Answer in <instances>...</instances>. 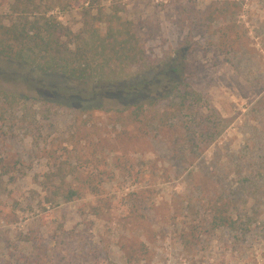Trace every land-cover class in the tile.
I'll return each instance as SVG.
<instances>
[{
	"label": "rangeland",
	"instance_id": "rangeland-1",
	"mask_svg": "<svg viewBox=\"0 0 264 264\" xmlns=\"http://www.w3.org/2000/svg\"><path fill=\"white\" fill-rule=\"evenodd\" d=\"M44 8L114 47L95 98L0 54V264H264V0ZM183 55L199 113L152 85L137 118Z\"/></svg>",
	"mask_w": 264,
	"mask_h": 264
},
{
	"label": "trees",
	"instance_id": "trees-1",
	"mask_svg": "<svg viewBox=\"0 0 264 264\" xmlns=\"http://www.w3.org/2000/svg\"><path fill=\"white\" fill-rule=\"evenodd\" d=\"M42 3L43 0H0V54L8 60L30 67L32 71L58 74L88 84L91 86L89 98L97 97L98 87L105 81L101 61L108 63L112 58L106 51L109 53L110 46L113 48L114 44L95 43L92 36L74 32L48 9L41 10ZM186 63L184 55L178 56L162 70L163 81L142 78L121 88L139 96L136 104L137 118L146 112L147 102L155 104L157 101L151 100V97L148 100L144 96V92L152 88V85H156L158 90L163 85L168 92L167 96L176 99V110H189L194 115L199 113L200 94L174 77L184 72ZM0 96L5 100L15 97L2 89ZM212 222L215 225L234 223L221 214L215 215Z\"/></svg>",
	"mask_w": 264,
	"mask_h": 264
}]
</instances>
